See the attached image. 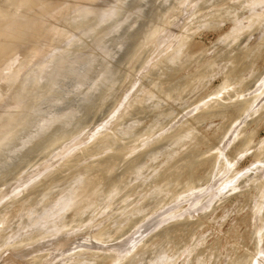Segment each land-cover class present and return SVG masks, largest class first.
Listing matches in <instances>:
<instances>
[{
  "label": "rangeland",
  "instance_id": "obj_1",
  "mask_svg": "<svg viewBox=\"0 0 264 264\" xmlns=\"http://www.w3.org/2000/svg\"><path fill=\"white\" fill-rule=\"evenodd\" d=\"M86 1L98 6L103 2L108 11H117L105 22L100 19L95 27L83 30L80 19L73 22L78 8L71 7L65 15L62 13L63 17L59 16L57 29L36 32L40 39L48 34L52 37L51 42H40L41 61L22 55L10 66L9 60L0 64V97L13 82L20 89L30 88L27 95L0 103L1 116L9 110L16 111L17 102L23 101L24 106L30 103L25 112L17 110L24 114L10 129L9 124L4 131L0 128V135L6 134L5 139L11 140L27 120L38 121L34 124L37 127L51 119L44 130L46 134H40V138L35 136V126L19 133L11 147L36 143L29 151L28 147L26 151L22 149L21 158L20 152L14 156L5 154L9 159L2 162L0 264H84L81 260L85 264H113L111 258L116 255H122L118 264H158L157 258L164 254L166 264H193L197 259L202 264H264V230L257 228L264 216V197L257 185L247 181L254 180L251 176L264 161V120L256 125L247 149L238 146L233 152L230 147L234 137L226 147L220 143L224 132L229 136V127L241 117L233 108L241 99L259 94L253 85L264 73V3L256 8L259 17L251 19L253 6L247 4L250 0ZM74 23L76 26H71ZM65 31L67 34L59 39L58 34ZM181 42L184 49L177 54ZM68 52H73L75 58L89 54L87 57L94 61L79 89H71V85L68 88L64 79L75 60L66 57ZM59 59L62 64L54 67L53 62ZM40 67L51 73L41 76L44 83L38 88ZM219 101L224 104L218 106ZM263 103L260 100L256 108ZM210 105L219 107L221 113L215 108L207 110ZM57 107H68L64 117H54L52 111ZM227 109L231 114L224 122L218 116ZM255 117L244 118L242 123L253 122ZM193 126L194 133L202 135L205 142L192 144L194 135L182 137ZM178 136L182 138L177 142ZM219 155L228 160L222 166L225 170L208 176L206 173L211 172ZM236 169L242 172L236 176L237 189L231 194L223 189L227 177ZM176 174L179 176L174 179ZM83 183L90 189L87 204L81 212L72 208L66 212L67 200L74 195L66 196L65 191L71 188L77 193L78 184ZM53 198L60 200L54 208L58 216L53 213L54 221L49 220L53 228L49 225V231L43 232L33 226L34 221ZM203 206L208 209L204 215L198 210ZM211 212L215 215L209 216L210 221ZM202 217L208 222L200 229Z\"/></svg>",
  "mask_w": 264,
  "mask_h": 264
},
{
  "label": "bare ground",
  "instance_id": "obj_2",
  "mask_svg": "<svg viewBox=\"0 0 264 264\" xmlns=\"http://www.w3.org/2000/svg\"><path fill=\"white\" fill-rule=\"evenodd\" d=\"M100 1V0H99ZM247 1V0H246ZM239 2V1H238ZM99 3V2H98ZM263 3H264V0H250V2L248 3V1H247V4H250V5H252L253 7H252V10H251V19H255V18H258L259 16H258V14L259 13H256L257 11H256V8L257 7H259L260 5H262L263 6ZM72 4V5H71ZM234 4V3H233ZM198 6V5H197ZM245 6V5H244ZM74 8V9H76V8H78V15H77V18L75 19V21H73V22H76V20L78 21V19H80L81 21H79V22H81V25H83L84 26V28H83V30H88V29H90V28H92V27H95V25H97V23L98 22H100V19L103 21V22H105L107 19H110L113 15H114V13L117 11V9L115 10H111V11H108L106 8H104L105 7V4H103V2H101L100 3V5L98 6V5H95V4H91V3H89V2H87L86 0H0V64L1 63H3L4 61H6V60H9L10 62H9V66L10 65H12V64H14L16 61H17V59L19 58V57H21L22 55L23 56H34V58L37 60H35V62H39V61H41V58H42V55H41V51H42V49H43V47L40 45L41 43L40 42H46L47 41V43L48 42H51L52 40H50L49 41V39H50V37H51V35L50 34H48V35H46V36H44L42 39H40V37L38 36V34H40V33H36L38 30H49V29H53V30H55V29H57V27H56V25H57V20L60 18V17H63V15H65L68 11H70V8ZM248 7V6H247ZM259 10V9H258ZM73 11V10H72ZM231 11V10H230ZM236 11V10H235ZM65 12V13H64ZM229 12V11H228ZM62 13H63V15H62ZM93 13V14H92ZM97 14V15H96ZM240 15V14H239ZM60 16V17H59ZM190 16V15H189ZM247 16V15H246ZM258 16V17H257ZM174 18V17H173ZM248 17H246V19H247ZM238 20H240V19H238ZM258 20V19H257ZM240 21H242L243 22V20L241 19ZM102 24H104V23H102ZM187 24V23H186ZM79 25V24H78ZM243 25V24H242ZM241 25V26H242ZM71 26H76V23H74V24H72ZM241 26H239V25H237V27H241ZM116 27V26H115ZM234 29V28H233ZM238 28H235L234 30H237ZM118 30V29H117ZM82 31V30H81ZM155 32H156V30H155ZM154 32V33H155ZM67 33H66V31L64 32V34H58V36H59V39H62V36H64V35H66ZM111 34V33H110ZM50 35V36H49ZM75 35V34H74ZM80 35V34H79ZM153 35V34H152ZM158 35V34H157ZM49 36V37H48ZM73 36V35H72ZM71 36V37H72ZM104 36V35H103ZM145 36V35H144ZM85 37H87V36H85ZM102 37V36H101ZM236 37V36H235ZM52 38V37H51ZM146 38V37H145ZM44 39V40H43ZM70 39V38H69ZM161 40V39H160ZM60 42L62 41V40H59ZM67 42V41H66ZM46 43V44H47ZM146 43V42H145ZM50 44V43H49ZM65 44V43H64ZM111 44V43H110ZM180 44V51H179V53H177V54H181L182 53V50L184 49V43L183 42H181V43H179ZM62 45H63V43H62ZM151 45V44H150ZM182 46V47H181ZM53 50V49H52ZM92 50V49H91ZM93 51H94V49H93ZM98 52V51H97ZM174 52V51H173ZM43 53V52H42ZM69 54H71V53H73V52H68ZM93 53V52H92ZM102 53V52H101ZM69 54L68 55H66V57L69 59L70 57H72V58H75V57H73L72 55L73 54H71L70 56H69ZM81 53H79V55H80ZM85 54L86 53H84V54H82L83 56L82 57H78V58H75V60L70 64L71 65V67H69V71L67 72L68 74L67 75H63L65 78V81H66V84H67V87L69 88V86L71 85V89L72 88H78L79 89V87H82V85H84V83L83 82H85L86 80L84 79L85 77H86V75L88 74V72H90V71H92V68H93V66H94V64H93V59H92V57H87V56H85ZM184 54V53H183ZM251 54V53H250ZM47 55V54H46ZM59 56V58H60V55H58ZM75 56V55H74ZM90 56V55H89ZM187 56V55H186ZM28 57H27V59H28ZM65 57V56H64ZM180 57V56H179ZM183 57V56H182ZM56 58V57H55ZM61 59V58H60ZM56 60L55 62H53L54 63V67H56V66H59L58 64H60V63H58V62H60L61 60ZM89 59H90V61H89ZM178 59V58H177ZM19 60V59H18ZM259 60V59H258ZM72 61V60H71ZM180 61V60H179ZM103 62V61H102ZM250 62V61H249ZM52 63V64H53ZM56 63H58V64H56ZM67 63V62H66ZM65 63V64H66ZM247 63V62H246ZM38 64V63H37ZM56 64V65H55ZM62 64V63H61ZM60 64V65H61ZM69 64V63H68ZM253 64V63H252ZM5 65V64H4ZM6 65H8L7 63H6ZM70 65H68V66H70ZM34 66V65H33ZM32 66V67H33ZM52 66V65H51ZM52 66V67H53ZM66 66V65H65ZM4 67V66H3ZM2 67V68H3ZM29 67V66H28ZM60 67V66H59ZM100 67V66H99ZM5 68V67H4ZM11 68V67H10ZM10 68H8V69H10ZM7 69V70H8ZM13 69V68H12ZM40 69H41V71L39 72V73H37V76H36V80H38L37 81V87L38 88H40L41 86H42V84L44 83V82H42L41 80V76H44V75H47L48 76V73L51 71V70H48L49 72L47 73V71H46V69L43 67H40ZM49 69V68H48ZM54 69V68H53ZM53 69H52V71H53ZM107 69V68H106ZM58 70H59V68H58ZM68 70V69H67ZM261 70V69H260ZM9 71V70H8ZM10 71H11V69H10ZM63 71V70H62ZM66 71V70H65ZM103 71V70H102ZM2 72H4V71H2V69H1V73ZM37 72V71H36ZM224 72V71H223ZM252 72V71H251ZM251 72H249V73H251ZM11 73V72H10ZM51 73V72H50ZM49 73V74H50ZM63 73H65V72H63ZM62 73V74H63ZM100 73V72H99ZM6 74V73H5ZM263 75L261 76V77H259L257 80H254L255 81V85H253V89H254V87H256L255 89V91H257L259 94L257 95H255V97L254 98H252L253 96H251V99H247V100H240L239 101V103H238V106H236V108H233V109H235V111L237 112V113H240L241 114V117H240V119H239V121H237L236 119L234 120V122L235 123H232L231 124V127H229V130H230V128H232V130H231V132H230V135L228 136V135H226V134H228V133H225L224 132V136H221V142L220 143H222L223 142V146H228L229 145V139L230 138H232V137H234V141H233V143H232V147H230V148H232L233 149V152H234V150L239 146V149H241V147H242V149H243V147H246L247 145H248V147H249V144L251 143V140H252V138L254 137V131H255V128H256V125H258L260 122V120L262 119V120H264V103L257 109L256 108V106L258 105V102L260 101V100H264V73H262ZM21 75V74H20ZM100 75V74H99ZM25 76V75H24ZM59 76H60V74H59ZM63 76H61V78L63 77ZM89 76V75H88ZM247 76V75H246ZM1 77H2V74H1ZM68 77H69V79H68ZM250 77H252V75L250 76ZM255 77V76H254ZM47 78V77H46ZM247 78H248V76H247ZM103 79V78H102ZM249 79V78H248ZM1 80V79H0ZM20 80V79H19ZM44 80V79H43ZM83 80H85V81H83ZM61 81H63L62 79H61ZM22 82V81H21ZM59 84V83H58ZM63 84H65V83H63ZM65 84V85H66ZM233 84H235V83H233ZM16 85V82H13L10 86H8L7 88H5L6 90L3 92L4 93V95H2V97H0V103H5L6 101L7 102H9L10 101V99L11 100H13L15 97H18V96H25V95H27L29 92H30V88L28 89H26V90H23V89H20L19 87H17V86H15ZM229 85H231V84H229ZM251 85V86H252ZM257 85V86H256ZM225 86H228V85H225ZM251 86H249L250 88H251ZM0 87H1V82H0ZM56 87H58V85H56ZM248 87V88H249ZM83 88H85V87H83ZM93 88V87H92ZM226 88V87H225ZM227 88H230V86H228ZM62 89H63V87H62ZM65 90H66V88H64ZM82 90V89H81ZM91 90V89H90ZM89 90V91H90ZM252 90V89H251ZM250 90V91H251ZM62 91V90H61ZM72 91V90H71ZM97 91V90H96ZM37 92V91H36ZM91 92V94H92V90L90 91ZM218 92V91H217ZM217 92H215V93H217ZM239 92V91H238ZM249 92V91H248ZM261 92V93H260ZM77 93V92H76ZM239 93H241V92H239ZM71 94V93H70ZM72 94H75V93H72ZM84 94V93H83ZM235 94V93H234ZM65 95V94H64ZM216 95V94H215ZM236 95V94H235ZM67 96V95H66ZM65 96V97H66ZM100 96V95H99ZM27 97V96H26ZM61 97V96H60ZM60 97H59V99H60ZM90 97V96H89ZM211 97V96H210ZM233 97V96H232ZM239 97H241V96H239ZM238 97V98H239ZM209 98V97H208ZM27 99H29V98H27ZM27 99H25L26 100V103H27ZM63 99V98H62ZM62 99L60 100V101H62ZM78 99V98H77ZM244 99V98H243ZM24 100V101H25ZM49 100V99H48ZM47 100V101H48ZM222 100V99H221ZM235 100H236V98H235ZM238 100V99H237ZM18 101H20V100H18ZM46 101V100H45ZM85 101V100H84ZM88 101V100H87ZM92 101V100H91ZM234 101V100H233ZM17 102V101H16ZM15 102V103H16ZM23 101H21V102H17V110L19 109V110H23V112H25L24 111V109L25 110H27V109H29L30 108V103L28 102V104L26 105L25 104V106L23 105V103H22ZM52 102H53V100H52ZM195 102H197V101H195ZM219 102H221V103H218L217 105L218 106H220L219 104H222L224 101H219ZM230 102H232V101H230ZM14 103V102H13ZM21 103V104H20ZM43 103V102H42ZM49 103V102H48ZM47 103V104H48ZM60 103V102H59ZM61 103H63V102H61ZM194 103V102H193ZM36 104V103H35ZM52 103L50 102L48 105H51ZM224 104V103H223ZM2 105V104H1ZM15 105V104H14ZM32 105V104H31ZM53 105V104H52ZM59 105V104H58ZM10 106V105H9ZM47 106V105H46ZM225 106V105H224ZM24 107V108H23ZM190 107V106H189ZM207 106H205V108H206ZM223 107V106H222ZM40 108V107H39ZM52 108V107H51ZM54 108V107H53ZM204 108V107H203ZM204 108V109H205ZM218 109L219 107H214V105H210V106H208V108H207V110H212V109ZM253 108H256L253 112H251L252 114H249L250 112L249 111H251ZM43 109V108H42ZM42 109H41V111H42ZM61 107L59 108V107H57V108H55L54 109V111H52V112H55L54 113V117H62L63 115H64V112L65 111H68V107H65V108H62L61 110ZM229 109H231V108H229ZM229 109H227V110H225L224 112H222V115L221 114H219V115H221V116H218V117H222L223 118V121L224 122H226V119H228V117H229V115L231 114L230 113V110ZM17 110L16 111H12V110H9V111H7V112H5L4 114H2V116L0 115V128H1V130H2V128L4 127L5 129L6 128H8L9 127V125H10V127L8 128V129H10L12 126H13V124L16 122V120H18V119H21V117H22V115L24 114L23 112H21V113H23V114H20L19 112H17ZM18 110V111H19ZM21 110V111H22ZM39 110V109H38ZM47 110V109H46ZM73 110H74V108L72 107L70 110H69V112L70 113H72L73 112ZM221 111V109H218L217 111ZM40 111V112H41ZM89 111V110H88ZM200 110H198V112H199ZM219 111V112H220ZM229 111V112H228ZM27 112V111H26ZM48 112H49V110H48ZM51 112V113H52ZM76 112V111H75ZM203 112H205V111H203ZM43 113H44V111H43ZM47 113V112H46ZM79 113V112H78ZM221 113V112H220ZM50 114V113H49ZM80 114V113H79ZM182 114V113H181ZM240 114H239V116H240ZM248 114H249V116H248ZM45 115H47V114H45ZM51 115V114H50ZM74 115V114H73ZM72 115V116H73ZM201 115V114H200ZM233 115V114H232ZM257 116V117H255V118H253L255 121H253V119L251 120V121H253V122H250V123H246V121L244 122V123H242L247 117L249 118V117H254V116ZM199 116V115H198ZM198 116H195L194 118H199ZM64 117V116H63ZM177 117V116H176ZM205 117V116H204ZM203 117V118H204ZM207 117V116H206ZM211 117V116H210ZM259 117H261V118H259ZM46 118V117H45ZM44 118V119H45ZM47 118H48V116H47ZM192 118V117H191ZM213 118V117H212ZM239 118V117H238ZM237 118V119H238ZM245 118V119H244ZM202 119V118H201ZM234 119V118H233ZM243 119V120H242ZM38 120V119H37ZM40 121H41V118L39 119ZM51 119H49L48 121H43L42 123H40L37 127L34 125L35 123H37V122H35V120H32V118L31 119H29V120H27L26 122H24V124H20V126H19V129H18V131L15 133V134H13L12 136V139L10 140H6L5 139V135L6 134H2L1 133V135H0V170H1V167L2 166H4V164L2 163V162H4V161H7L9 158L7 157V159H6V155L5 154H8V155H16L18 152H20L22 149L24 150V149H26L27 147H28V151H29V149L33 146V144H35L33 141L32 142H30L29 143V146L27 145V147H24V148H22V147H20V146H17V145H14L15 147L13 148V147H11V146H13L12 144H14L15 142V140L17 139V138H19V133H25V132H28L30 129H32L34 126H35V129H36V132H35V136L36 137H41L40 136V134H46L45 132H44V130L46 129V128H48L49 127V124H47L49 121H50ZM203 120H205V119H203ZM207 120V119H206ZM221 120V119H220ZM52 121H54V120H52ZM66 121V120H65ZM64 121V122H65ZM68 121V120H67ZM199 122V121H198ZM204 122V121H203ZM263 122V121H262ZM17 123V122H16ZM54 123V122H53ZM71 123V122H70ZM185 123H187V121L185 122ZM184 123V124H185ZM223 123V122H222ZM242 123V124H241ZM7 124H9V125H7ZM69 124V123H68ZM196 124H198V123H196ZM206 124V123H205ZM65 125V124H64ZM76 125V124H75ZM199 125V124H198ZM202 125V124H201ZM221 125V124H220ZM6 126V127H5ZM200 126V125H199ZM255 126V127H254ZM62 127H63V125H62ZM70 127H72V125L70 124ZM4 128H3V130L2 131H4ZM61 128V127H60ZM196 127L195 126H193V127H191V128H189V129H187L185 132H183L182 134V137L184 136V138L185 137H188V136H190V135H194L195 136V139H193L192 140V144H201L204 140H203V137H201L200 136V134L199 135H197L196 133H194V129H195ZM217 129V128H216ZM218 129H219V124H218ZM0 130V131H1ZM68 130V129H67ZM76 130V129H75ZM196 130V129H195ZM221 130H222V127H221ZM229 130H228V132H229ZM219 131V130H218ZM50 132V131H49ZM49 132H48V134H49ZM196 132V131H195ZM7 133H10L11 134V131L10 132H7ZM193 133V134H192ZM199 133V132H198ZM3 135V136H2ZM207 135V134H206ZM7 136V135H6ZM45 137H46V135H45ZM179 138H177V142H178V140L180 139V137L181 136H178ZM181 137V138H182ZM222 137H224L223 138V140H222ZM35 138V137H34ZM38 138V139H39ZM25 138L23 137V140H24ZM32 140H33V138H31ZM43 139V138H42ZM220 139V138H219ZM37 140V139H36ZM181 140V139H180ZM231 140V139H230ZM38 141V140H37ZM57 141V140H56ZM175 141V140H174ZM175 141V142H176ZM19 142V141H18ZM176 142V143H177ZM205 142V141H204ZM77 143V142H76ZM123 144V143H122ZM179 144V143H178ZM219 145V144H218ZM222 145V144H221ZM251 145V144H250ZM74 146V145H73ZM220 146V145H219ZM174 147V146H173ZM217 148V147H216ZM221 148V147H220ZM70 149V148H69ZM162 149V148H161ZM218 149V148H217ZM245 149H247V147L245 148ZM220 150V149H219ZM24 151H26V150H24ZM232 151V150H231ZM240 151V150H239ZM256 151H258V150H256ZM261 151H263V150H261ZM214 152V151H213ZM243 152V151H242ZM242 152H239V153H242ZM246 152V151H245ZM264 152V151H263ZM16 153V154H15ZM22 153H23V151H22ZM26 153L27 152H25V155H26ZM217 153V152H216ZM230 153H232V152H230L229 151V155H231ZM20 154V158H21V156H23L24 154H22L21 155V152L19 153ZM233 154V153H232ZM260 153L258 152V154H256V155H259ZM13 155V156H14ZM223 155V154H222ZM228 155V156H229ZM234 155V154H233ZM239 155V154H238ZM242 155V154H241ZM58 156V155H57ZM210 156V155H209ZM209 156H207L208 158H209ZM216 156V155H215ZM215 156H213V157H215ZM25 157V156H24ZM253 157H254V155H253ZM18 158H19V156H18ZM207 158V159H208ZM216 159L215 160H217L214 164H213V168H212V170H211V172L210 173H206V174H208V176L209 175H212L215 171H219L218 172V174H222L221 172L222 171H224L223 169H222V166L224 165V163H225V160L228 162V160L226 159V156L224 157V158H222V156H217V157H215ZM242 158V157H241ZM29 159V158H28ZM229 159V158H228ZM214 159H210V161H215ZM12 160L10 159V162H11ZM97 162V161H96ZM194 162V161H193ZM241 163V162H240ZM3 164V165H2ZM261 164H263V166L261 165ZM13 165V164H12ZM6 166V165H5ZM218 166H220V169H218ZM226 166V165H225ZM223 168H226V167H223ZM237 168V167H236ZM259 171H257V172H255V174L253 175V176H251V177H254V180H252L251 178V180L250 179H248L247 181L249 182V183H254L255 185H257L258 186V188H259V191H261V193H262V195H263V197H264V161H261L260 162V166H259V169H258ZM209 172V171H208ZM242 171H240V169L239 170H233V174H232V176H231V174H230V176L229 177H231V178H229V177H227V181H226V187L223 189V190H227L228 191V193H231L232 194V192L234 191V190H236L237 189V187H234V185H235V180H236V176L238 175V174H240ZM252 173V172H251ZM178 174H176V176H173L174 177V179H175V177H178L177 176ZM224 175V174H223ZM227 175V174H226ZM172 176V175H171ZM207 176V175H206ZM235 176V177H234ZM202 177V176H201ZM201 177H200V180H201ZM213 177V176H212ZM234 177V178H233ZM246 177V176H245ZM248 177V176H247ZM84 178V177H83ZM180 178V177H179ZM179 178H177L178 179V181H179ZM205 178V177H204ZM210 178V177H209ZM229 178V179H228ZM170 179V178H169ZM172 179V178H171ZM222 179H223V177H222ZM234 180V181H233ZM80 181V180H79ZM84 181V180H83ZM170 181V180H169ZM177 181V180H176ZM208 181V180H207ZM214 181V180H213ZM192 182V181H191ZM191 182L188 184V185H190L191 186ZM194 182V181H193ZM197 182V181H196ZM212 182V181H211ZM77 183H79V182H77ZM76 183V184H77ZM81 183V182H80ZM87 184H88V182H86ZM90 183V182H89ZM171 183H172V181H171ZM180 183V182H179ZM201 183H203V182H201ZM87 184H82V185H79L78 184V190H77V193H73V192H71L72 191V189L71 188H69V190L66 192L65 191V193L67 194L66 196H70L71 194L72 195H74V197L72 198L71 197V199H69V202H68V200H67V206H66V212H67V210L68 209H70V208H72L73 210L74 209H77V211L78 212H81L82 210H83V205L86 203L87 204V199L89 198V196H90V189H88V185ZM94 184V183H93ZM223 184H224V182H223ZM222 184V185H223ZM237 184V183H236ZM201 186H203V185H205V184H200ZM238 185V184H237ZM247 185V182H246V184H245V186ZM98 186H99V184H98ZM207 186V185H206ZM225 186V185H224ZM236 186V185H235ZM249 186V185H248ZM70 187V186H69ZM205 187V186H204ZM208 187V186H207ZM222 187V186H221ZM68 189V188H67ZM95 190H96V188H94ZM99 189V188H98ZM196 189H198V188H196ZM241 189V188H240ZM249 189V188H248ZM89 190V191H88ZM92 190V189H91ZM256 190V189H255ZM255 190H254V192H255ZM19 191V190H18ZM94 192V191H93ZM256 192H257V190H256ZM182 193V192H181ZM227 193V192H226ZM260 193V194H261ZM77 194V195H76ZM91 194H92V191H91ZM95 194V193H94ZM94 194H93V197L95 198V196H94ZM234 194H236V193H234ZM259 194V195H260ZM76 195V196H75ZM169 195V194H168ZM212 195V194H211ZM256 195V194H255ZM254 195V196H255ZM242 196H244V195H242ZM91 197V196H90ZM168 197V196H167ZM210 197V196H209ZM226 197H227V195H226ZM56 198V197H55ZM190 198V197H189ZM228 198V197H227ZM234 198V197H233ZM237 198V197H236ZM37 199V198H36ZM57 200H59V199H56V201L54 200V198H53V202H51L50 204L48 203V205L49 206H47V208L44 210V208L42 209V211L44 210V212L41 214V215H39V216H37V219L34 221V225L33 226H38L37 228H40V229H42L43 230V232H46V231H49V227L52 225L51 223H50V221L49 220H51L50 218H54L55 216H52L53 215V213L55 212V210H54V208H55V205H57L56 203H57ZM62 200V199H61ZM204 200V199H203ZM238 200H239V204H241L240 202H241V198L239 199L238 198ZM257 200V199H256ZM255 200V201H256ZM60 201V200H59ZM95 201V200H94ZM219 201V200H218ZM97 202V201H96ZM154 202V201H153ZM174 202V201H173ZM176 202V201H175ZM223 202V201H222ZM248 202V201H247ZM23 203H25V202H23ZM91 203H93V202H91ZM172 203V202H171ZM220 203V202H219ZM37 204V203H36ZM47 204V203H46ZM169 204H170V202H169ZM200 204H201V202H200ZM228 204V203H227ZM41 205V204H40ZM167 205V204H166ZM219 205V204H218ZM222 204L220 203V205L219 206H221ZM262 205H264V204H262ZM32 206V205H31ZM33 206H35L34 204H33ZM197 206V205H196ZM198 206H199V203H198ZM223 206V205H222ZM239 206V205H238ZM40 207H42V206H40ZM241 207V206H240ZM30 208V207H29ZM33 209V208H32ZM163 209H164V207H163ZM186 209V208H185ZM220 209V208H219ZM223 209V208H222ZM248 209V208H247ZM251 209V208H250ZM35 210H37V209H35ZM162 210V209H161ZM180 210V209H179ZM178 210V211H179ZM198 210H199V212L201 211V213H203V215H204V213H207V211H208V209H207V207H205V206H203V207H201V208H198ZM217 210H218V208H217ZM246 210V209H245ZM262 210V209H261ZM13 211V210H12ZM11 211V212H12ZM29 211V210H28ZM31 211H33V210H31ZM63 211V210H62ZM155 211V210H154ZM158 211V210H157ZM234 211H236V209L234 210ZM22 212V211H21ZM21 212H20V214H21ZM37 212V211H36ZM210 212V211H209ZM242 212V214H243V211H241ZM263 212H264V210H263ZM23 213V212H22ZM33 213V212H32ZM151 213H153V212H151ZM154 213H156V212H154ZM230 213V212H229ZM11 214V213H10ZM38 214H39V211H38ZM55 214H56V217L58 216L57 215V212H55ZM77 214V213H76ZM214 215H215V213H213ZM14 215V214H13ZM34 215H35V213H34ZM37 215V214H36ZM80 215V214H79ZM213 215V216H214ZM227 215V214H226ZM11 216V215H10ZM18 216V215H17ZM32 216H33V214H32ZM67 216V215H66ZM199 216V215H198ZM201 216V215H200ZM209 216H212V212H211V214L210 215H208V218H209ZM212 216V217H213ZM262 216V215H261ZM74 217V216H73ZM150 217V216H149ZM224 217H226V216H224ZM254 217V216H253ZM7 218H9V215H8V217ZM36 218V217H35ZM53 218H52V222L54 221L53 220ZM223 218V217H222ZM227 218V217H226ZM225 218V219H226ZM4 219V221L3 222H5L6 221V219L5 218H3ZM12 219H13V217H12ZM11 219V220H12ZM33 219V218H32ZM58 220H59V218H57ZM62 219V218H61ZM64 219V218H63ZM62 219V220H63ZM137 219V218H136ZM145 219V218H144ZM214 219V218H213ZM212 219V220H213ZM9 220V219H8ZM66 220H67V218H66ZM188 220V219H187ZM209 220L211 221V219L209 218ZM48 221H49V224H48ZM197 221V220H196ZM258 221V220H257ZM8 222H10V220L8 221ZM56 222V221H55ZM59 222H61V221H59ZM183 222V221H182ZM188 222H190L189 220H188ZM208 222V219L205 217H202V219H201V223H200V229L203 227V225L204 224H206ZM6 223V222H5ZM4 223V224H5ZM68 223V222H67ZM196 223V222H195ZM218 223V222H217ZM3 224V225H4ZM30 225V224H29ZM50 225V226H49ZM56 225V224H55ZM193 225V224H192ZM259 225H260V227H257V228H259V230H260V232H262L263 230H264V216L262 217V219H261V221H260V223H259ZM258 225V226H259ZM10 226V225H9ZM14 226V225H13ZM31 226V225H30ZM49 226V227H48ZM59 226V225H58ZM257 226V225H256ZM5 227V226H4ZM3 227V228H4ZM8 226H6V228H7ZM29 227V226H28ZM28 227L26 226V228L28 229ZM32 227V226H31ZM52 227V226H51ZM50 227V228H51ZM236 227V226H235ZM53 228V227H52ZM9 229V228H8ZM19 229V228H18ZM128 229H129V227H128ZM6 230V229H5ZM4 230V231H5ZM51 230V229H50ZM199 230V229H198ZM7 231V230H6ZM3 232V231H2ZM9 232V231H8ZM7 232V233H8ZM200 232V231H199ZM1 233V232H0ZM5 233V232H4ZM6 233V234H7ZM157 233V232H156ZM264 233V232H263ZM55 234V233H54ZM155 234V233H154ZM197 234V233H196ZM262 234V233H261ZM13 235V234H12ZM168 235V234H167ZM207 235V234H206ZM258 235V234H257ZM1 236V235H0ZM158 236V235H157ZM163 236V235H162ZM193 236V235H192ZM262 236V235H261ZM9 238V237H8ZM44 239V238H43ZM151 239V238H150ZM171 239V238H170ZM179 239V238H178ZM195 239V238H194ZM175 240V239H174ZM191 240V239H190ZM263 240V239H262ZM5 241H6V239H5ZM38 241V240H37ZM94 241V240H93ZM156 241H158V240H156ZM160 241V240H159ZM153 242H155V241H153ZM170 242V241H169ZM172 242H173V240H172ZM194 242V241H193ZM253 242H254V240H253ZM150 243V242H149ZM175 243V242H174ZM192 243V242H191ZM259 243V242H258ZM263 243V242H262ZM152 244V243H151ZM194 244V243H193ZM264 244V243H263ZM105 245V244H104ZM175 245V244H174ZM19 246H21V245H19ZM24 246V245H23ZM145 246V245H144ZM143 246V247H144ZM171 246V245H170ZM259 246V245H258ZM263 247H264V245H262ZM140 247V246H139ZM146 247V246H145ZM150 247H152L151 245L149 246V248ZM159 247V246H158ZM175 247V246H174ZM174 247H173V249H174ZM191 247V246H190ZM198 247V246H197ZM202 247H203V245H202ZM14 248H16V247H14ZM148 248V247H147ZM168 248H169V246H168ZM178 248H180V246L178 247ZM138 249V248H137ZM140 249L142 250V246L140 247ZM167 249V248H166ZM181 249V248H180ZM188 249V248H187ZM255 249V248H254ZM257 249V248H256ZM140 250V251H141ZM154 250H155V248H154ZM157 250V249H156ZM178 250V249H177ZM197 250V249H196ZM14 251V250H13ZM136 251H138V250H136ZM139 251V252H140ZM143 251H145V250H143ZM146 251H149L148 249L146 250ZM162 251V250H161ZM185 252H187V250H184ZM198 251V250H197ZM81 252V251H80ZM90 252V251H89ZM88 252V253H89ZM185 252H184V254H185ZM190 252H192L191 250H190ZM135 253V252H134ZM133 253V254H134ZM138 253V252H137ZM149 253V252H148ZM174 253V252H173ZM195 253H196V251H195ZM198 253L199 252H197V254H195V255H198ZM210 253V252H209ZM6 254H8V253H6ZM5 254V255H6ZM79 253H77V254H75L74 256H76V255H78ZM83 254V253H82ZM168 254V253H167ZM179 254V253H178ZM260 254V253H259ZM4 255V256H5ZM43 255H45V254H43ZM47 255V254H46ZM70 255V254H69ZM176 255V254H175ZM182 255V254H181ZM193 255V254H192ZM207 255V254H206ZM40 256V255H39ZM71 256V255H70ZM89 256V255H88ZM91 256V255H90ZM147 256V255H146ZM187 256V255H186ZM200 256V255H199ZM48 257V256H47ZM107 257V256H106ZM132 257V256H131ZM190 257V256H189ZM211 257V256H210ZM121 258H122V255H116L113 259L111 258V260H112V263L113 264H118V262H120L121 261ZM125 258V257H124ZM155 258V257H154ZM181 258V257H180ZM191 258V257H190ZM100 259V258H99ZM102 259V258H101ZM146 259V258H145ZM158 260H160V264H166V257H165V254L164 255H162V256H160V257H158L157 258ZM189 259V258H188ZM253 259V258H252ZM90 260H93V259H90ZM97 260V259H96ZM128 260V259H127ZM179 260V259H178ZM190 260V259H189ZM209 260H210V258H209ZM208 260V261H209ZM82 261L84 262V264H85V262L86 261H84V260H81L80 261V263H82ZM144 261H146V260H144ZM143 261V262H144ZM186 261V260H185ZM233 261V260H232ZM141 262V261H140ZM158 262V261H157ZM179 262V261H178ZM183 262V261H182ZM181 262V263H182ZM234 262H237V261H234ZM233 262V264H235ZM33 262H31V264H32ZM154 263V262H153ZM158 263V264H159ZM175 263H177V262H175ZM207 263V262H206ZM35 264H36V261H35ZM95 264V263H94ZM111 264V263H110ZM129 264V263H128ZM143 264V263H142ZM145 264V263H144ZM147 264H149V263H147ZM157 264V263H156ZM177 264H179V263H177ZM185 264V263H184ZM193 264H202V262H201V260L199 261V259H197V261H195L194 260V263Z\"/></svg>",
  "mask_w": 264,
  "mask_h": 264
}]
</instances>
